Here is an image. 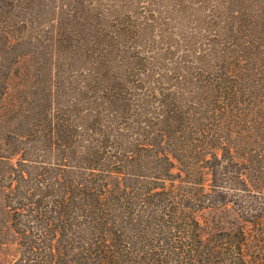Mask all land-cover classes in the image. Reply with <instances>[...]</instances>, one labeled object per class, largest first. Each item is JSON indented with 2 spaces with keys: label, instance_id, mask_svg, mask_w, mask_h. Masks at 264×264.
<instances>
[{
  "label": "rangeland",
  "instance_id": "rangeland-1",
  "mask_svg": "<svg viewBox=\"0 0 264 264\" xmlns=\"http://www.w3.org/2000/svg\"><path fill=\"white\" fill-rule=\"evenodd\" d=\"M15 1L0 0V264H20L18 238L9 227L11 200L28 188L50 192L54 176L83 180L88 135L95 139L102 128L124 147L145 131L132 123L153 113L198 117L212 94L202 82L204 71L226 58L250 55L264 62V0ZM20 20L27 31L16 25ZM9 31L15 43L7 48ZM95 72L114 75L115 85L128 76L134 96L121 107V118L88 109L85 86L98 83ZM51 128H74L75 154L51 146ZM230 155L237 166L227 162L214 180L238 191L211 192L202 177L205 196L193 216L203 237L242 227L245 263L264 264V153L243 166ZM145 218L122 220L133 247L148 244ZM84 229H75L76 236L87 238Z\"/></svg>",
  "mask_w": 264,
  "mask_h": 264
},
{
  "label": "trees",
  "instance_id": "trees-1",
  "mask_svg": "<svg viewBox=\"0 0 264 264\" xmlns=\"http://www.w3.org/2000/svg\"><path fill=\"white\" fill-rule=\"evenodd\" d=\"M16 25L28 30L25 20ZM12 36L9 31L3 37L7 48L15 43ZM226 59L203 73L212 94L198 117L153 113L132 123L145 131L129 137L124 147L100 128L97 138L87 136L83 180L54 176L50 192L28 188L11 200L9 227L18 238L20 264H246L242 227L203 237L193 216L205 196L202 177L206 190L235 193L231 184L215 182L214 174H225L227 162L237 166L230 154L243 166L264 153V62L250 55ZM95 75L98 83L85 86L88 109L105 108L121 118V107L134 96L128 76L115 85L114 75ZM3 90L0 86V99ZM73 130L51 128L47 141L75 154ZM144 216L148 244L136 248L122 220ZM79 226L87 238L76 236Z\"/></svg>",
  "mask_w": 264,
  "mask_h": 264
}]
</instances>
